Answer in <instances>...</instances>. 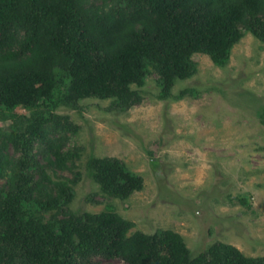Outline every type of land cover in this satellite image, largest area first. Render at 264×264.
I'll list each match as a JSON object with an SVG mask.
<instances>
[{
	"label": "trees",
	"instance_id": "trees-1",
	"mask_svg": "<svg viewBox=\"0 0 264 264\" xmlns=\"http://www.w3.org/2000/svg\"><path fill=\"white\" fill-rule=\"evenodd\" d=\"M96 2L0 0V119L13 120L0 140V177H7L0 186V264H90L95 256L127 264H264L224 243L191 258L180 233L131 231L134 222L112 206L76 214L70 203L77 179L51 174L32 155L41 141L50 167H75L77 152L63 148L79 126L54 110L62 102L112 98L124 111L142 101L131 85L142 86L151 70L165 98L178 78L194 74L193 53L221 65L246 30L264 41V0ZM186 91L194 92L181 96ZM10 143L22 153L18 159L5 155ZM87 168L107 195L127 198L144 187L118 158L91 156Z\"/></svg>",
	"mask_w": 264,
	"mask_h": 264
},
{
	"label": "rangeland",
	"instance_id": "rangeland-1",
	"mask_svg": "<svg viewBox=\"0 0 264 264\" xmlns=\"http://www.w3.org/2000/svg\"><path fill=\"white\" fill-rule=\"evenodd\" d=\"M192 59L194 74L178 78L165 98L151 70L142 86L131 85L142 91V101L124 111L112 98L60 103L54 110L79 126L63 148L77 152L75 167H50L41 141L34 144L33 161L77 179L70 203L76 214L99 215L112 206L134 222L131 231L180 233L191 258L217 243L264 257V41L246 30L225 64L200 51ZM186 88L194 92L181 96ZM12 123L0 119V140ZM3 150L9 158L22 155L12 143ZM91 156L118 158L143 177L144 187L127 198L107 195L87 168ZM6 179L0 177L1 187ZM90 264L127 262L95 256Z\"/></svg>",
	"mask_w": 264,
	"mask_h": 264
}]
</instances>
